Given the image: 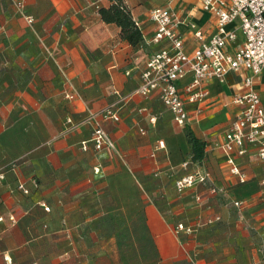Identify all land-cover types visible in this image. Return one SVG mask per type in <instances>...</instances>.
I'll return each instance as SVG.
<instances>
[{
	"label": "crops",
	"instance_id": "crops-1",
	"mask_svg": "<svg viewBox=\"0 0 264 264\" xmlns=\"http://www.w3.org/2000/svg\"><path fill=\"white\" fill-rule=\"evenodd\" d=\"M123 2L143 36L135 47L100 20L98 9L109 0H0V264H190L191 257L194 264H264V163L255 147L236 157L246 176L241 184L215 147L239 109L232 98L241 76L210 81L199 115L186 104V126L205 143L202 164L191 161L184 127L159 102L158 89L127 97L148 57L167 46L150 43L153 9L180 17L187 54L198 45L188 24L208 38L210 15L199 0ZM241 41L238 33L228 49ZM188 81L177 85L183 100ZM254 89L264 106V71ZM65 92L77 96L66 100ZM111 105L119 121L98 123L113 147L81 151L92 130L88 114ZM200 165L225 197L201 185L175 190V180ZM230 201L244 205L237 210ZM213 216L220 221L207 225ZM179 222L199 228L180 242L172 232Z\"/></svg>",
	"mask_w": 264,
	"mask_h": 264
},
{
	"label": "built area",
	"instance_id": "built-area-1",
	"mask_svg": "<svg viewBox=\"0 0 264 264\" xmlns=\"http://www.w3.org/2000/svg\"><path fill=\"white\" fill-rule=\"evenodd\" d=\"M199 6L210 15L213 31L206 38L194 24H188L198 42L197 47L189 54L185 53L183 40L177 31L178 25L182 23L180 17L172 10L162 8L153 9L149 13L148 19L155 25L150 43L159 44L166 41L167 46L148 57L140 74V84L127 97L135 95L146 98L158 89L159 102L170 112L174 122L184 127L189 118L186 104L194 107V115H199L201 105L208 94L206 86L210 81L222 83L229 74L240 75L242 89L232 98V104L239 109L222 141L215 147L224 156L228 175L242 184L246 181V176L237 167L236 157L244 156L249 147H255L257 159L264 163V106L254 89L256 79L264 71V0H199ZM16 7L22 10L21 1ZM26 20L32 23L31 17ZM238 33L242 37L241 44L229 50L228 44L236 39ZM187 76L189 81L182 89L185 95L183 100L177 85ZM76 96L69 92L64 93L66 100H72ZM113 108L111 105L98 113L88 114L87 120L92 123V130L89 140L80 143L81 151L86 152L89 144L94 152L113 147L108 135L98 123L99 119L118 122V114ZM66 125L71 127L72 121L67 119ZM15 166L16 162L8 165L9 169ZM182 167L186 168L187 163H183ZM93 171L97 173L98 169L94 168ZM2 179L3 175L0 173V180ZM196 185L205 187L209 196L225 197L223 188L213 183L201 165L174 182L175 190L179 193ZM260 185L264 188V173ZM17 189L24 196L30 193L22 184H18ZM193 199L196 204L201 202L199 195H195ZM229 204L239 210L244 201H230ZM40 206L48 211L44 204ZM206 209L210 210V207ZM8 221L13 223L14 218L10 215ZM219 221L218 216H213L206 219L205 223L212 225ZM198 228V222L195 226L179 222L174 225L172 232L181 242L192 236ZM189 262L194 264V259L189 258Z\"/></svg>",
	"mask_w": 264,
	"mask_h": 264
},
{
	"label": "trees",
	"instance_id": "trees-1",
	"mask_svg": "<svg viewBox=\"0 0 264 264\" xmlns=\"http://www.w3.org/2000/svg\"><path fill=\"white\" fill-rule=\"evenodd\" d=\"M98 15L102 22L114 24L118 27L120 29V39L131 47L142 43V33L136 22L132 19L130 10L123 0H109L107 7H100L98 9ZM183 130L189 145L191 161L201 164L205 156V143L198 139L187 126H184Z\"/></svg>",
	"mask_w": 264,
	"mask_h": 264
},
{
	"label": "rangeland",
	"instance_id": "rangeland-1",
	"mask_svg": "<svg viewBox=\"0 0 264 264\" xmlns=\"http://www.w3.org/2000/svg\"><path fill=\"white\" fill-rule=\"evenodd\" d=\"M195 233H196V232H195ZM195 233H194V234H195ZM194 234H193V235H194Z\"/></svg>",
	"mask_w": 264,
	"mask_h": 264
}]
</instances>
